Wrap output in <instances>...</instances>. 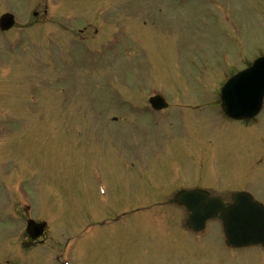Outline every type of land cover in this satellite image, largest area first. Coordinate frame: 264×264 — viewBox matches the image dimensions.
<instances>
[{"label": "rangeland", "instance_id": "374dc122", "mask_svg": "<svg viewBox=\"0 0 264 264\" xmlns=\"http://www.w3.org/2000/svg\"><path fill=\"white\" fill-rule=\"evenodd\" d=\"M6 10L18 21L0 32V255L21 256L8 212L31 205L48 228L26 264L69 249L70 264H224L217 222L199 238L180 206L135 205L171 178L264 199V111L245 124L216 104L264 53V0H0ZM157 91L175 107L148 110Z\"/></svg>", "mask_w": 264, "mask_h": 264}, {"label": "water", "instance_id": "95a60500", "mask_svg": "<svg viewBox=\"0 0 264 264\" xmlns=\"http://www.w3.org/2000/svg\"><path fill=\"white\" fill-rule=\"evenodd\" d=\"M11 24L12 20L6 15L0 18L2 29L10 27ZM263 96L264 57L257 59L250 67L235 74L226 82L221 91L225 113L236 118H249L255 115L261 107ZM151 100L154 105L162 102L156 98ZM178 199L193 211L189 222L194 228L202 227L207 218L220 212L230 239L234 243L264 244V211L249 195L236 194L234 203L228 206H225L219 198L195 191H185L178 196ZM44 226L45 223H35L30 220L28 231L37 228V236L42 233Z\"/></svg>", "mask_w": 264, "mask_h": 264}, {"label": "flooded vegetation", "instance_id": "af4514ba", "mask_svg": "<svg viewBox=\"0 0 264 264\" xmlns=\"http://www.w3.org/2000/svg\"><path fill=\"white\" fill-rule=\"evenodd\" d=\"M148 182H152L151 180H149ZM154 185L153 191L149 190L148 186L146 187L148 189V193H157L159 190H164L165 188L163 187V183H159V185L156 184V182L152 183ZM196 187L199 188H205L204 185L200 186L197 185ZM166 188H171L172 191H174L173 187H170V185ZM16 213L19 216L20 214V209L16 208ZM20 217V216H19ZM28 219V218H27ZM14 227H17V231L13 232V236H14V240L17 242V245L19 247L22 248L23 245V249L21 250V253L17 259H13L11 257H7L5 258L3 256V254L0 255V264H26V260L28 255L35 250L36 245H37V240L30 238L25 232H23V229L21 230V227L19 225H17V223L14 224ZM22 233V234H21ZM4 233H2L3 235ZM10 234V233H9ZM0 235V252L2 253L3 250V246H4V242H3V236ZM261 247V246H260ZM264 250V247H263ZM223 260L225 261L226 264H234V263H238V262H243L245 263V261L251 262L250 258H247L243 255H238L236 256L235 251L232 250L230 251L229 254H224L223 255Z\"/></svg>", "mask_w": 264, "mask_h": 264}]
</instances>
